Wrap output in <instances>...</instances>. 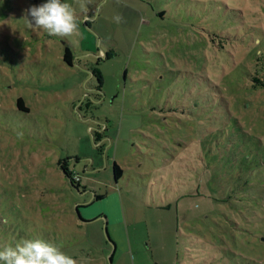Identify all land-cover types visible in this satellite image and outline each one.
I'll use <instances>...</instances> for the list:
<instances>
[{
	"label": "rangeland",
	"instance_id": "1",
	"mask_svg": "<svg viewBox=\"0 0 264 264\" xmlns=\"http://www.w3.org/2000/svg\"><path fill=\"white\" fill-rule=\"evenodd\" d=\"M42 2L0 0V249L40 237L109 264L106 226L111 264H264V89L242 75L252 44L212 39L247 4L65 0V38L29 25Z\"/></svg>",
	"mask_w": 264,
	"mask_h": 264
},
{
	"label": "trees",
	"instance_id": "2",
	"mask_svg": "<svg viewBox=\"0 0 264 264\" xmlns=\"http://www.w3.org/2000/svg\"><path fill=\"white\" fill-rule=\"evenodd\" d=\"M244 4H247L245 9L237 8L238 4H234L230 9L233 14L228 15L226 17V21L223 20L221 22L220 31L214 30L212 32V39L216 41L215 37H219L217 44L215 42L214 46L216 49H226L227 44L233 42L235 38H237L240 34V38L244 43H250L254 46V51L252 55L246 52L243 53L242 66L244 70H242L243 77H247L251 82V87L257 90L264 89V52H263V41L264 40V0H239ZM224 26V28H223ZM239 33V34H238ZM242 36V37H241ZM229 41V42H228ZM225 43H227L225 45ZM260 50V51H259ZM245 51V50H244ZM259 51V52H258ZM114 53L107 52L105 56L113 55ZM247 55V56H246ZM64 60L72 64L73 54L71 50L66 47L63 53ZM251 64V67L248 64ZM241 64V63H240ZM241 66V65H240ZM93 75H96L99 80V84L97 85V89L101 90L102 85V73L98 67L92 69ZM91 102H87L89 105ZM12 112H16L17 110L28 111L29 107L25 104L24 99L20 96L17 99V108H10ZM94 140L95 142L103 140L106 136L100 130H93ZM100 144L97 148H102L103 143ZM66 170V174L71 178L72 186L78 188L80 187V179L79 177L74 176L73 172L69 170V168L64 167ZM115 178L119 179L122 176V168L121 166L115 162L113 166ZM102 194H96L95 198H102ZM77 206V205H76ZM81 225V224H79Z\"/></svg>",
	"mask_w": 264,
	"mask_h": 264
},
{
	"label": "clouds",
	"instance_id": "3",
	"mask_svg": "<svg viewBox=\"0 0 264 264\" xmlns=\"http://www.w3.org/2000/svg\"><path fill=\"white\" fill-rule=\"evenodd\" d=\"M84 5L81 4V8ZM26 11L29 25L49 36L70 37L79 31L77 11L65 0H43ZM117 22L122 17H115ZM0 264H78L61 246L40 237L26 238L0 249Z\"/></svg>",
	"mask_w": 264,
	"mask_h": 264
},
{
	"label": "water",
	"instance_id": "4",
	"mask_svg": "<svg viewBox=\"0 0 264 264\" xmlns=\"http://www.w3.org/2000/svg\"><path fill=\"white\" fill-rule=\"evenodd\" d=\"M79 207H80V206H76V213H77L78 219H79L81 222L88 223V222L93 221V220H95V219L98 218V217L93 218V219H92V218H91V219L84 218V217L82 216V214L80 213ZM105 232H106V235H107L108 239L112 242V249H111V252L109 253V258H108V260H109V264H111V262H112V255H113L114 248H115V243H114V241L111 239V237H110V235H109V233H108V231H107V227H106V226H105Z\"/></svg>",
	"mask_w": 264,
	"mask_h": 264
},
{
	"label": "flooded vegetation",
	"instance_id": "5",
	"mask_svg": "<svg viewBox=\"0 0 264 264\" xmlns=\"http://www.w3.org/2000/svg\"><path fill=\"white\" fill-rule=\"evenodd\" d=\"M86 204V205H85ZM77 206H81V205H83V206H88L89 205V203H84V204H81V203H78L77 202V204H76Z\"/></svg>",
	"mask_w": 264,
	"mask_h": 264
},
{
	"label": "crops",
	"instance_id": "6",
	"mask_svg": "<svg viewBox=\"0 0 264 264\" xmlns=\"http://www.w3.org/2000/svg\"><path fill=\"white\" fill-rule=\"evenodd\" d=\"M87 207V206H86ZM81 213V212H80ZM80 223H84V222H81L80 220H78Z\"/></svg>",
	"mask_w": 264,
	"mask_h": 264
}]
</instances>
